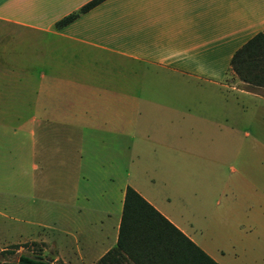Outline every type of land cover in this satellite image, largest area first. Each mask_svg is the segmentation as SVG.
I'll return each instance as SVG.
<instances>
[{"label": "crops", "instance_id": "obj_1", "mask_svg": "<svg viewBox=\"0 0 264 264\" xmlns=\"http://www.w3.org/2000/svg\"><path fill=\"white\" fill-rule=\"evenodd\" d=\"M90 1L0 0V248L37 242L53 261L100 264L118 245L131 186L218 264H239L200 241L162 189L176 182L185 204L203 183L222 205L214 225L264 227V87L231 64L264 34V0H103L59 24ZM40 53L60 55L36 79ZM94 64H142L176 92L136 94L133 79L120 92L91 76ZM56 132L66 147L43 135ZM153 174L159 191L140 182ZM102 264L139 263L115 250Z\"/></svg>", "mask_w": 264, "mask_h": 264}, {"label": "rangeland", "instance_id": "obj_2", "mask_svg": "<svg viewBox=\"0 0 264 264\" xmlns=\"http://www.w3.org/2000/svg\"><path fill=\"white\" fill-rule=\"evenodd\" d=\"M49 38H43L39 46H48ZM26 45V43H24ZM24 57L30 54H22ZM36 54H33V56ZM58 53L53 54H37L40 58H38L37 62L33 64L34 77L39 79L40 74L46 71L43 64H47L46 57H57ZM28 62V60H27ZM24 60V65L27 64ZM88 71L91 73V76H96L98 73L99 76L107 75V77H111L116 80L117 87L120 92L130 90V84H127L128 79H133L134 84L132 88L135 90L136 94H153L154 96L163 95V93L169 92L170 94H174L175 86L167 85L164 83H159L155 81L154 78H157V73L152 70H146L142 68V64H94ZM146 71V72H145ZM160 98V99H159ZM159 102L165 101L159 96ZM157 99V98H156ZM163 103V102H161ZM142 108L144 107V102H140ZM138 106V102H136V108ZM256 116L253 113L247 114V125H254V121ZM254 129L251 127L252 135L257 133L253 132ZM44 136H48L49 140H53L54 144L60 143L61 145H65L66 147V134L62 133H49L43 134ZM262 135V134H261ZM264 136V134H263ZM137 141V140H136ZM39 167V178L42 179L41 168ZM238 169L241 166L235 165ZM45 168V167H44ZM137 168V166H136ZM225 172L228 173L226 169ZM37 173V172H36ZM139 172L136 169L134 181L138 180ZM151 181L148 177L143 179L140 182L146 183L149 185L150 189L154 190L157 186V191L162 187V181L158 180V175L153 174ZM141 179V178H140ZM172 184V182H169ZM176 182L174 186L168 185L162 190H164L163 194H165V200L170 202V207L172 209L175 208V212L177 215H183V218L191 220L195 229L196 236L200 239V241L205 242L209 247L213 248L215 251H223L224 255L229 257L236 258L239 264H264V227L263 226H254L249 222H244L242 225L233 226L231 223H217L214 225L212 223L211 215L214 216L216 211L221 208L222 205L216 204V200L218 198V194L208 202L207 197L205 196L206 187L203 183H200L197 188V196H193L192 193H188V190L184 193L185 204H181L180 197L178 196V192L176 193L175 188ZM162 195V191H160ZM44 247V245H43ZM9 251L4 256H0V264H13L18 261L20 254H35L38 252L40 246H36L32 243H25L19 247H11L9 246ZM52 249L43 248V253L46 257L49 256L54 257L51 253ZM58 264H60L61 260ZM54 261V262H57Z\"/></svg>", "mask_w": 264, "mask_h": 264}, {"label": "trees", "instance_id": "obj_3", "mask_svg": "<svg viewBox=\"0 0 264 264\" xmlns=\"http://www.w3.org/2000/svg\"><path fill=\"white\" fill-rule=\"evenodd\" d=\"M101 1H90L59 24L69 23ZM231 64L240 79L250 87H264V34L255 35L243 45L233 55ZM31 243L40 246L38 252L20 254L18 261L13 264H58L59 261L54 262L46 257L43 244ZM115 250H123L139 264H150L149 260L155 257L171 259L166 264H218L131 186L127 187L125 193L118 245L100 260V264L105 263ZM8 251L9 248H0V256L6 255ZM138 257L148 258L149 262H142ZM60 264L65 263L60 261Z\"/></svg>", "mask_w": 264, "mask_h": 264}]
</instances>
